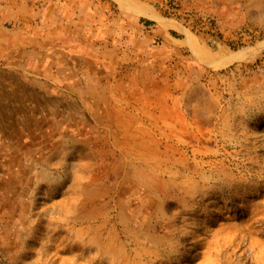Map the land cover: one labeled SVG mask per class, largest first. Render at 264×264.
Instances as JSON below:
<instances>
[{
    "label": "rangeland",
    "instance_id": "rangeland-1",
    "mask_svg": "<svg viewBox=\"0 0 264 264\" xmlns=\"http://www.w3.org/2000/svg\"><path fill=\"white\" fill-rule=\"evenodd\" d=\"M234 1L221 20L179 14L176 0L155 5L185 28L186 47L172 44L171 75L161 67L144 87L129 73L136 63L106 67L108 99L97 65L73 83L72 63H34L45 96L32 97V141H0V264H264V0ZM61 2L47 20L69 35L85 15ZM66 84L78 97L61 95ZM109 99L116 108L89 105ZM155 101L171 104V119ZM111 116L134 135L103 125Z\"/></svg>",
    "mask_w": 264,
    "mask_h": 264
},
{
    "label": "crops",
    "instance_id": "crops-1",
    "mask_svg": "<svg viewBox=\"0 0 264 264\" xmlns=\"http://www.w3.org/2000/svg\"><path fill=\"white\" fill-rule=\"evenodd\" d=\"M60 1L63 0H55L50 4L41 3L39 6L31 4L30 0H7L6 3H0V141L23 143L32 141V97L33 94L45 96V93L33 89L34 63L58 61L72 63L69 66V75H71L73 83L79 75L86 77L87 72L94 74L92 71H86L84 66L88 65L89 68L99 66L100 68L95 71L94 76L92 75L96 78L99 75V79L93 83L94 86L106 87L101 92L105 94V99H108V93L113 92L116 88L108 90L109 87L100 81L102 78L114 77L113 74L109 76L108 69H115L123 63H136L135 66L138 68L129 73L144 87L146 79L156 80L159 78L158 73H160L161 67L165 69L168 77L171 75L172 44L176 47H186V32H184L185 28L182 24L177 22L175 23L177 29L171 28L173 26L171 21L164 20L154 8L157 4H165L172 0H138L132 1L133 3H128L126 0L121 2L111 0L116 7L108 0H77L83 7L85 19L73 21L76 25H72L73 28L68 29L69 35H64L63 27L54 25L47 20V14L50 12L54 11L57 15H62L63 2L60 3ZM176 1L179 2V14L195 10L199 11L201 15L216 20L225 19V15L234 12L235 6H238L234 0ZM113 7L115 10L119 8L124 13L113 11ZM126 7L153 14L156 19L128 12ZM98 10L101 12L98 13ZM53 27L56 29L53 30ZM49 29L51 32L48 31ZM171 31L180 33L183 38H174ZM156 40L159 42L156 43ZM75 63L77 66L80 63L81 67L80 65L75 67ZM105 68L107 70H104ZM36 73L44 80L48 79L45 72ZM167 85L168 92H171V81ZM126 86L128 84L122 86V89ZM152 86L146 87V93L159 92L158 86ZM58 90L61 95L66 92L71 97H78L77 94L80 93L79 85L75 87L66 84L65 88L59 87ZM164 90L166 91V88ZM58 101L60 104L56 103L55 108L59 105V110H62L64 103L60 99L56 100V102ZM89 105L97 109L102 106L116 108V104L114 105L110 99L104 100V102L95 100ZM152 105L156 109L159 108V105L167 106L170 113H168V119H171V104L161 105L155 101V104ZM78 107L79 105H77ZM59 118L62 121V112ZM103 125L116 127L114 133L120 136L134 135L131 129H129L131 134L128 130L121 134L117 128L120 124L112 116L109 119L105 117ZM152 125H155L153 120L146 123L147 127ZM143 132L147 135L150 133L149 129H144ZM169 134L171 133L169 132ZM133 138L121 137V139ZM142 139L151 141L153 138Z\"/></svg>",
    "mask_w": 264,
    "mask_h": 264
},
{
    "label": "bare ground",
    "instance_id": "bare-ground-1",
    "mask_svg": "<svg viewBox=\"0 0 264 264\" xmlns=\"http://www.w3.org/2000/svg\"><path fill=\"white\" fill-rule=\"evenodd\" d=\"M3 118V117H2ZM24 118V117H23ZM137 144H139V143H137ZM134 145H136V143H134ZM142 146V145H141ZM148 148V147H147ZM141 149V148H140ZM146 149V148H145ZM142 152V151H141ZM151 152V151H150ZM148 154V153H147ZM137 155V154H136ZM142 155V154H141ZM145 155V154H144ZM138 158V157H137ZM148 172H150V171H147V173ZM145 173V172H144ZM155 176V175H154ZM152 177V176H151ZM157 177H159V176H157ZM159 179V178H158ZM163 181V180H162ZM225 182H228V181H225ZM163 183V182H162ZM153 184H155V183H153ZM164 184V183H163ZM225 185V184H224ZM155 186V185H154ZM157 186V185H156ZM162 186V185H161ZM164 187V186H163ZM162 189V188H161ZM219 189V188H218ZM218 191V190H217ZM220 191V190H219ZM223 191V190H222ZM166 192V191H165ZM220 193V192H219ZM222 193V192H221ZM207 194V193H206ZM148 195H150V194H148ZM202 195V194H201ZM208 195V194H207ZM215 196V195H214ZM208 197H210V196H208ZM137 198V197H136ZM151 198V197H150ZM212 200V199H211ZM149 201V200H148ZM160 201V200H159ZM158 203V202H157ZM156 204V203H155ZM159 205H160V203H159ZM141 225V224H140ZM152 234V233H151ZM168 235V234H167ZM127 236V235H126ZM152 236V235H151ZM148 238V237H147ZM151 238V237H150ZM149 238V239H150ZM154 241V240H153ZM156 242V241H155ZM161 242V241H160ZM148 244H149V242H148ZM153 245V244H152Z\"/></svg>",
    "mask_w": 264,
    "mask_h": 264
}]
</instances>
